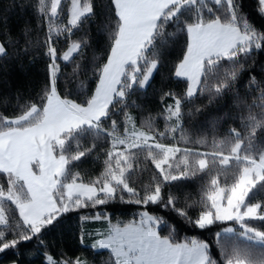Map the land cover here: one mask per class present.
<instances>
[{"label":"snow or ice","instance_id":"snow-or-ice-1","mask_svg":"<svg viewBox=\"0 0 264 264\" xmlns=\"http://www.w3.org/2000/svg\"><path fill=\"white\" fill-rule=\"evenodd\" d=\"M256 2L264 14V0ZM196 4L197 0H71L62 25L53 23L63 11L61 0L0 8V29L9 39L11 15L23 18V51H28V45L40 49L30 64L40 57L44 73L40 89L27 97L20 114L0 112V257L11 249L12 264H20L19 246L35 240L42 250L29 252L34 264H264V247H256L264 245V228L254 223L264 222V62L258 69L254 60L247 67H228L216 75L223 61L232 65L240 55L234 51L238 26L248 27L246 16L237 15L238 10L242 13L243 0H226L227 15L197 12L156 47V36L177 11ZM89 20L95 24L89 26ZM60 36L67 49L62 55ZM173 46L179 50L170 59L167 50ZM256 47H261L259 41ZM6 59H10L8 49L0 43V65ZM61 60L68 63L62 66ZM19 67L20 79L30 91L28 66L21 59ZM241 69L247 73L243 94ZM90 81L95 82L94 88ZM71 83L78 93L70 91ZM149 83L151 94L163 102L162 114L170 122L173 139L179 129L191 147L161 142L167 133L155 130L150 115L137 127V118L151 111ZM24 92L17 79L0 71L5 106L13 95L21 97ZM226 93L232 97L230 107L208 115V128L185 131V124L199 114L191 110L186 114L188 103L206 94L215 99ZM222 125H227L225 139L213 140L211 151H200V145L208 146L207 136L218 134ZM43 127L49 128V156L41 164L31 137ZM85 130L92 137L77 139ZM93 152L97 158L104 156L103 170L95 178L78 169L67 175L72 162ZM137 152H146L157 171L142 199H126L118 186L135 191L126 176ZM233 161L239 165L238 173L225 171ZM212 165L218 166L215 171H210ZM201 174L207 178L197 198L189 200L192 194H183L185 207L177 206L179 194L164 192L166 184ZM116 204L135 205L140 211L122 221L108 211ZM193 206L195 215L190 214ZM161 207L169 208L192 229L215 228L213 239L202 232L181 237L177 224L157 215ZM5 209L15 217L14 227ZM70 212L79 214L78 244L87 250L70 255L65 248L53 252L42 237L62 214ZM147 223L154 227H146Z\"/></svg>","mask_w":264,"mask_h":264},{"label":"trees","instance_id":"trees-1","mask_svg":"<svg viewBox=\"0 0 264 264\" xmlns=\"http://www.w3.org/2000/svg\"><path fill=\"white\" fill-rule=\"evenodd\" d=\"M70 0H61V7L63 11L59 12L58 18H54V24H64L67 19V5ZM33 0H0V8H6L10 4L19 5L21 3H32ZM46 3H50V0H45ZM239 2V0H238ZM243 10L242 13L238 10L237 15L246 16L248 21V27L245 28L243 23H241L238 27L251 33L255 31L257 35L254 37L256 41H252L249 44V48L245 47V44L238 46L234 49V51H239L240 55L238 59L234 62V64H230L228 61H223V68H220L216 75L222 74L225 70H234L239 68L240 64L245 65V67L251 65L253 61H256V68L258 69L262 62H264V36L261 33H264V14H261L259 11L260 5L256 2V0H243ZM226 9V0H221L218 4L216 0H197L196 5H184L182 6L176 13V16L165 24L164 32L160 35H157L155 38L156 47H160L162 37L171 39V34L176 31V28L183 25L185 20H190L194 14L199 12L202 15H227L228 13L225 11ZM98 18H99V9H97ZM91 14H86V16H90ZM84 17L81 18L80 24L82 25L84 22ZM23 22V18L18 16V13L12 14L9 21V27L11 29V39H9V35L5 30L0 29V43L8 49V56L10 59H6L3 65H0V71H5L9 78L17 79V83L22 85L25 88V92L23 96L17 95L16 97L13 95L12 99L5 106V98L0 96V112L5 113H16L20 114V110L23 108L24 104L28 102L27 97L34 96L36 92L41 87V81L44 78V73L40 70L43 67V61L40 60V57L37 56V62L35 64H30V58L36 56V54L40 51L39 48L33 47L32 45H28V51H23L25 46V38L20 35L21 24ZM47 23V21H46ZM89 26H93L95 21L89 20ZM46 30V27H45ZM76 32V30H74ZM33 37H35V31L32 33ZM19 38V42L17 39ZM74 39L76 37H73ZM260 42L261 47L257 49L256 44ZM60 43V52L62 55L63 51H66V46H64V37H59ZM178 46H173L167 50V55L171 59L175 57L178 52ZM75 55V54H74ZM23 60V63L28 66V71L31 76V90L29 91L26 84H23V81L20 79L22 77V70L19 67V64ZM62 66L68 62L60 61ZM71 65L69 64L68 70L70 71ZM241 78L239 82L241 93L245 91L243 88V80L246 78L247 73L243 72V69L240 70ZM216 77H213L215 79ZM157 79L158 76H157ZM90 85L94 88L95 82L90 81ZM58 84L63 85V81H58ZM70 91L74 94L78 93V88L75 83L69 84ZM149 88V97L147 98L149 101L148 107L151 109L150 112H145L143 116L137 118V127L139 128L140 123L149 115L153 119V127L157 132H166L167 135L162 138L161 142L164 143H173L177 147L183 149L185 147H191V143H185V140L182 139V134L179 129L175 132V139H173V133L169 131L170 122L165 118L163 112V102L160 101L158 96L151 94V83L148 85ZM231 95L225 94L222 97H216L215 99H211L209 95H204L198 97L196 100L188 103L185 106V113L189 110L192 112L199 111L195 117H192L190 121L185 124V131H187L188 127L202 130L209 127L207 123V117L211 113L214 112H222L225 109H228L231 105ZM187 119V117H186ZM110 122V121H109ZM227 125H222L219 129L218 134L207 136L208 146L200 145V151H211L212 150V142L215 140L217 143L219 141L225 139ZM121 132L123 131V125L119 129ZM102 132V130H100ZM100 132H97V136H99ZM79 136H87L92 137V133L90 130H85L82 133L77 134ZM87 142V141H86ZM150 144H153L154 141H149ZM106 146V145H105ZM71 147V143L69 144ZM227 148V145H225ZM245 149H247V145H245ZM179 157V153L174 157V160H177ZM103 161L104 156L100 155L99 158L96 157L95 152L86 155L81 158L80 161H74L68 166L67 175H71L73 169H78L80 171L87 170L89 175L95 178L96 175L100 171L103 170ZM171 161V160H170ZM173 163V161H172ZM241 163H244L241 161ZM217 165L210 166V171H215L217 169ZM240 170L239 165L236 161H233L232 165L226 169L230 173H238ZM157 171L155 169V165L152 163L151 158H146V152H137L132 160V168L129 169L127 173L126 180L129 182L130 186L135 190L134 192H128L122 185H119L120 191L123 196L127 199L130 197H134L136 199H142L143 193L146 190L147 185L152 183V176L154 172ZM206 176L201 174L198 177L194 178H185L178 181L171 182L166 184L164 192L167 193L171 191L174 194L180 195V202L178 203V207H185L184 204V193H191L189 196V200L196 199V193L200 191L201 184L206 180ZM229 179H234V176L230 175ZM264 191V189H261ZM137 193H140L137 196ZM167 198L166 195L164 197ZM8 207V205H5ZM8 216L11 218V226H15L16 220L15 217L12 216V212L10 209H5ZM110 215L113 218L118 217L122 221H128L133 219V215L140 211L139 208L135 205L130 204H116L112 208L108 209ZM157 215H165L169 217L173 223L178 226V234L183 237L185 235H194L198 233H203V236L209 240L213 239V235L215 232V228L210 232H203V230L192 229L191 225L185 224L182 218L177 217V215L170 211L169 208L161 207ZM196 206L190 211L191 215H195ZM138 218V216L136 217ZM138 220V219H137ZM78 222H79V214L77 213H67L62 214L61 217L58 218V222H54L53 226H50L49 230L44 233L42 239H45L48 248L53 252H59L61 248L67 249L70 255L71 253L76 254L80 251H86V246L78 244ZM115 222V220H114ZM258 227L264 228V222H254ZM17 233H19L20 229H16ZM166 234V233H165ZM235 238V237H234ZM238 239V238H235ZM241 244H251L252 242H245L240 240ZM257 248L264 247V245H256ZM42 246L37 243V241H30L28 244H21L19 246L20 252V264H34V261L29 259V252L32 251H41ZM12 250L9 249V254L3 255L0 257V264H12V260L15 257L11 254ZM107 258L106 256L104 257Z\"/></svg>","mask_w":264,"mask_h":264},{"label":"crops","instance_id":"crops-1","mask_svg":"<svg viewBox=\"0 0 264 264\" xmlns=\"http://www.w3.org/2000/svg\"><path fill=\"white\" fill-rule=\"evenodd\" d=\"M249 34V33H248ZM248 34H246L245 31L241 30L239 27H238V35L236 36V48L240 45H243L244 43H246L247 41H249V36ZM48 135H49V128L47 127H43V128H40L37 132L36 135L32 136L31 137V144L32 146L34 145V142H35V145H40V142L38 139L40 138V136H42L44 139H45V142L47 141L48 139ZM36 138V140L34 141V139ZM38 141V142H37ZM43 143V142H42ZM44 145V143H43ZM34 147V146H33ZM2 148H3V142L0 141V151H2ZM49 153V151H48ZM138 223V221H137ZM96 228H100V225L99 224H96L95 225ZM154 227V225L151 226V228Z\"/></svg>","mask_w":264,"mask_h":264},{"label":"rangeland","instance_id":"rangeland-1","mask_svg":"<svg viewBox=\"0 0 264 264\" xmlns=\"http://www.w3.org/2000/svg\"><path fill=\"white\" fill-rule=\"evenodd\" d=\"M70 3H71V0L69 1V3H68V5H67V10H68V8L70 7ZM246 32V31H245ZM246 34H248V32H246ZM248 36H249V41H247L246 43H244L245 44V47H247V48H249L250 46H249V44H250V42H252V41H256V39L253 37V36H251L250 35V33L248 34ZM36 140V138L34 139V141ZM39 141H41L40 142V145H35V142H34V147H33V151L35 152V154L39 157V162L42 164V163H44L45 161H46V159L48 158V156H49V153H48V148H47V146H46V142H45V139L42 137V136H40V138L38 139ZM38 142V141H37ZM44 143V145H43V143ZM172 163V160L171 161H169V164H171ZM123 186V185H122ZM138 221V223L140 222L139 221V219L137 220ZM151 226H152V224L151 223H147L146 224V227H149V228H151Z\"/></svg>","mask_w":264,"mask_h":264}]
</instances>
